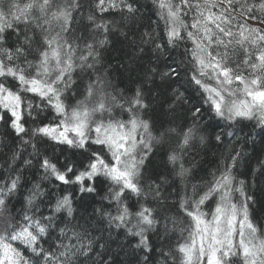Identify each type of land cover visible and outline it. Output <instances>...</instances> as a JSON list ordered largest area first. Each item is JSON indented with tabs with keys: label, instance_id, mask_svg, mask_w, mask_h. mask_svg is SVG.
<instances>
[{
	"label": "snow or ice",
	"instance_id": "obj_1",
	"mask_svg": "<svg viewBox=\"0 0 264 264\" xmlns=\"http://www.w3.org/2000/svg\"><path fill=\"white\" fill-rule=\"evenodd\" d=\"M154 4L166 25L167 44L175 48L187 39L193 45L185 50L188 58L183 66L175 60L159 66L162 45L151 32L141 33L138 41L130 39L129 33L138 22L136 0H92L88 14L79 17L76 13L83 8L82 0H0V110L9 115L7 126L21 144L31 145L30 155L38 160L41 181L68 186L50 197L42 182L32 183L24 194L20 218L15 200L24 187L23 172L15 167L20 154L13 151L9 177L0 182V224L4 225L0 264H116L115 256L124 251L125 244L112 238L113 228L118 230L117 236L122 230L125 239H136L131 245L133 255L137 250L144 253L142 262L137 260L136 264H148V254L153 251L148 234L163 240L169 225L177 223L176 216L170 215L175 206L165 195L168 187L177 179H189L192 169L185 166V156L197 143L205 145L211 139L201 134L205 113L209 120H226L229 127L241 119L255 120L253 130L258 128L256 135L264 141V31L232 15L239 13L245 20L264 23V0H154ZM107 12L119 19L104 18ZM189 14L190 24L185 19ZM13 34L15 41L9 44ZM111 36L128 43L132 49L128 58L133 64L142 60L144 45H154L155 61L150 58L143 66L130 98L117 92L110 68L104 64L103 50ZM74 75L81 81L86 77L88 83L84 99L69 106L65 98L77 82ZM157 78L171 88L168 111L174 112L177 104H189L191 124L177 127L148 116L153 111L152 92L146 85L155 84ZM173 84L177 87L172 88ZM193 86L199 93L197 103L186 95ZM34 97L39 98L38 103ZM116 108L128 111L129 119H113ZM45 109L53 111L58 122L37 123ZM25 115L34 123L31 129L25 126ZM251 136L249 133L246 142ZM41 138L85 152L90 143L102 148L89 152L79 169L75 164L61 169L47 156L41 158ZM215 140L224 143L220 134ZM251 142L255 146V141ZM166 143L170 147L165 174L146 175L154 150ZM222 155L223 164L217 167L207 191L194 186L179 203V211L193 222L185 242L176 248L182 256L180 264H232V257H238L241 264H264V234L249 214L255 197L246 191L244 179L237 180L244 152L228 149ZM259 164L257 179L264 175V161ZM31 166L32 160L24 159L21 168ZM101 176L109 184L104 199L116 205L115 214L101 207L78 216L74 194L68 189L95 193V181ZM129 193L135 197V207L125 202ZM237 193L240 203L233 199ZM217 195L208 219L202 206ZM46 198L47 214L41 208ZM57 229L58 243H54L49 238ZM113 244L118 249L115 255ZM20 245L31 252L32 259L25 258ZM156 251L160 257L157 264H169L170 259L175 264L171 248L165 251L161 246Z\"/></svg>",
	"mask_w": 264,
	"mask_h": 264
},
{
	"label": "trees",
	"instance_id": "obj_2",
	"mask_svg": "<svg viewBox=\"0 0 264 264\" xmlns=\"http://www.w3.org/2000/svg\"><path fill=\"white\" fill-rule=\"evenodd\" d=\"M21 2H27V0H21ZM83 8L76 13L79 17L81 15L86 16L88 14L89 5L92 3V0H82ZM136 5L139 7V12L137 13L138 22L133 26V33H129L130 39H136L137 41L140 38L141 33L151 32L153 37L156 39L157 43L162 45L161 53H158L160 56L159 66L161 68L171 60H175L177 64L186 62L187 56L185 50L193 47L190 40L185 39L178 43V46L175 48L170 47L167 44L166 36V25L163 20L160 19L158 15V9L154 4V0H136ZM94 7V4H93ZM220 7H224L221 3ZM216 11V9H213ZM99 16L100 14L97 13ZM238 17L241 23H246L249 27H258L264 31V23L260 25H253L251 21L259 22L258 20H245L243 16H240L239 13H232ZM259 15V13H257ZM104 18L107 19H119L115 13L107 12L103 14ZM186 21L191 23V14L185 17ZM260 23V22H259ZM127 30V29H125ZM15 36H9V44L14 43ZM146 53L143 55V58L137 64L130 62L128 54L132 51L129 48L128 43L123 40L122 37L111 36L110 43L105 46L103 50L104 64L105 67H109L111 71V81L117 92L122 93L125 97L130 98L135 88L138 86V81L141 78V73L143 71V66L148 64L149 59L151 58L155 61V56H153L154 45L146 44L144 45ZM243 59V54L241 52L240 57ZM77 82L72 87V89L66 94L65 104L66 105H75L78 100L84 99L85 85L88 83L87 78L83 81L79 79L78 76L74 75L73 77ZM11 79V78H9ZM211 81H209L210 83ZM177 85L173 84L172 88H176ZM146 88H150L152 96L150 97V102L152 104V109L148 116H151L156 120H163L165 122H173L174 126H187L191 124V112L189 111L190 105L187 103H180L176 105V110L174 112L168 111V105L172 102V93L171 88L164 83H162L159 78H157L155 84L146 85ZM183 92L184 89H181ZM31 96V94H26ZM189 99L192 100V103H197V97L199 93L195 91V86H193L187 93ZM35 103L39 102L38 97L33 98ZM0 116H3V119L0 120V182H3L9 177L10 165H12L11 155L13 151H16L20 154V158L15 162V167L20 169L23 172V181L24 187L21 188V195L15 200V211L20 212V218L23 216L21 211V206L23 202L24 194H26L28 187L32 183L42 182L43 187L46 192L49 193L50 197H54L59 193L65 191L68 186L59 185V182L54 180L51 181H41L42 171L39 168V163L37 158L32 154L33 150L31 145H22L20 138H18L15 133L8 128L7 121L9 120V115L2 110H0ZM130 113L124 109L116 108L113 112V119L126 121L129 119ZM107 118V116L105 117ZM145 118H148L147 116ZM26 128L31 129L34 126V123L30 117L25 115ZM54 123L58 122V119L55 117V113L51 110L45 109L41 112L40 118L37 121L39 123ZM256 123L255 120L241 119L238 123L228 126L226 120H221L215 118L209 120L208 114L205 113L204 121L201 123L202 135L206 137H211V139L205 144L200 145L197 143L195 148L189 149L187 155L185 156V166L192 169L191 175L186 182L176 180L174 184H171L168 187L165 195L168 197V202L170 205H174V211L170 215H175L177 223L175 227L169 225V232L166 234L165 239L161 240L156 234L149 233V238L153 246V251L149 253L148 264H157L160 260L159 253L156 249L163 246L165 251H168L171 248L176 255L175 264H180L182 259L181 254L176 252L177 245L179 243H184L187 236L188 230H190L193 222L189 217H187L183 212L179 211V203L181 198L186 195L191 194L193 187H198L202 191H207L209 185L213 180V174L216 173L217 167L223 164V153L228 149L243 150L244 159L240 160L237 180L244 179L246 181V191L249 195L255 197V203L250 204L249 214L253 223L258 228L260 234H264V175H261L257 179V175L260 171L259 161H264V152L261 151L264 141L261 140L260 136L256 135V132L259 129L253 130V125ZM205 125H207L205 127ZM242 129V130H241ZM233 132L234 135L229 137L228 133ZM249 133H252L251 139L246 142V137ZM222 135L224 138L223 144H218L215 140L216 135ZM30 136L31 133L29 132ZM27 138V137H26ZM252 140L255 141V146L252 144ZM39 148L41 153V158L47 156L53 163L61 169L65 167L66 164H75L76 168L79 169L81 163L87 162V157L91 151H101L102 146L89 144L88 152H85L81 149L69 148L67 145H58L52 141H49L45 138H41L39 141ZM170 145L168 143L163 146H159L154 150V154L151 156L150 160L146 165V175H163L166 172V152L169 149ZM24 159H31L32 166L27 169H22ZM168 168L171 166L168 165ZM15 175V173H11ZM95 193H79L76 188H69L68 190L72 191L74 194L75 206L78 209L77 215H87L91 214L96 208H103L105 211H111L115 214L116 205L114 203L110 204V201L104 199L109 193V184L105 181L104 177H98L95 181ZM233 199L237 203L242 201V198L239 197V194H234ZM48 198L45 199V204L41 205L44 213H48L47 209ZM125 202L130 205L136 206L135 197H132L129 193L125 197ZM217 203V196L210 198L205 202V205L202 206L207 212H210ZM85 209L87 212H85ZM96 217H94L95 219ZM4 225L0 224V234L3 233ZM117 231L115 228L111 230V236L117 243L125 244V249L122 252H119L115 256L116 264H136L137 260L142 262L144 253L140 250L135 252L133 255V250L131 245H134L137 241L135 238L128 237L125 239L124 232L119 231V236H117ZM59 234V230L52 237L49 238L51 242L58 243L56 241V235ZM97 233H94L96 235ZM109 233L106 231L105 236ZM44 247L47 248L48 244L45 243ZM20 251L23 253L25 258L32 259V254L30 251H26L22 245L19 246ZM113 253L118 251L117 244L112 245ZM232 264H241V261L238 257L232 258ZM41 264L43 262L41 261ZM169 264H173L172 260H169Z\"/></svg>",
	"mask_w": 264,
	"mask_h": 264
},
{
	"label": "rangeland",
	"instance_id": "obj_3",
	"mask_svg": "<svg viewBox=\"0 0 264 264\" xmlns=\"http://www.w3.org/2000/svg\"><path fill=\"white\" fill-rule=\"evenodd\" d=\"M251 24H253V25H260L261 27H263V25H262L261 23L256 22V21H251ZM210 83H213V84H214V81H211ZM105 121H107V118H105ZM92 135L95 136V133L93 132ZM218 199H219V196L217 195V202H218ZM213 209H214V207L211 209L210 212H207V211H205L204 209H202L204 212H206V213L209 214L208 217H207L208 219L211 218L210 213L213 211ZM187 237H188V236H187ZM236 239H237V241H238V237H237ZM232 258H233V257H232ZM232 258H231V259H232ZM232 260H233V259H232Z\"/></svg>",
	"mask_w": 264,
	"mask_h": 264
}]
</instances>
